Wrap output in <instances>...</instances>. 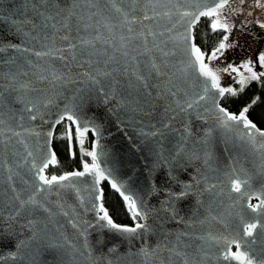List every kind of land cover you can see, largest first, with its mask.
<instances>
[{"label": "water", "instance_id": "1", "mask_svg": "<svg viewBox=\"0 0 264 264\" xmlns=\"http://www.w3.org/2000/svg\"><path fill=\"white\" fill-rule=\"evenodd\" d=\"M206 2L0 0V264H241L224 259L238 251L264 261V211L249 207L264 200V137L255 133L253 143L242 124L223 126L217 103L239 112L222 104L227 93H206L190 66V45L204 52L194 31L205 17L185 39L192 17L182 14ZM205 63L216 71L206 54ZM66 112L90 129L84 137L105 170L98 183L91 172L39 179L53 154L56 162ZM54 163L43 175L84 171L49 175ZM236 179L248 181L239 193ZM104 182L145 218L115 221ZM101 205L115 224L146 227L117 231Z\"/></svg>", "mask_w": 264, "mask_h": 264}, {"label": "snow or ice", "instance_id": "2", "mask_svg": "<svg viewBox=\"0 0 264 264\" xmlns=\"http://www.w3.org/2000/svg\"><path fill=\"white\" fill-rule=\"evenodd\" d=\"M245 0H240L241 4H244ZM230 3V0H207L206 3L203 5H197L198 11L196 13L191 12H184L182 14L183 17H192L190 22L188 23L187 31L189 33L188 36L184 37L185 39H190L191 36V28L195 23L201 18V17H216L212 20L211 27L213 30H216L218 28H222L225 30H231L232 25L227 23V16L223 15V9H225ZM113 4L115 6V0H113ZM260 7H264V5H260ZM202 9V10H201ZM116 11H121L120 8H116ZM233 14H238L236 9H231ZM242 11V9H241ZM144 19H149V17L145 16ZM262 28H264V24L260 25ZM131 31V29H129ZM228 40V36L225 35L223 38V41H221L218 45V47L214 48L211 52V55L208 56V60L212 61L218 58V54H222V50L226 47H230V45L226 44L224 41ZM189 57L190 59V66L196 67L197 71L201 76L205 78V89L204 91L207 93L210 88L216 89L217 95L224 96L225 93H229L231 95H237V90L231 87L223 88L220 86L219 83V76L216 71H213L208 64L205 63V53L201 51L199 47H197L195 44H191L188 49ZM37 55H40L37 53ZM258 62L261 66H264V53H261L258 57ZM241 67L245 68L247 72L249 73L248 76H245L243 73L239 72V68L233 67L232 65H228V67L224 68V72H234L239 75V80L237 81L240 85L239 91H243L245 85L251 81L260 80L261 77H264V72H256L253 70V65L251 61L245 62L241 65ZM206 97H201V99H205ZM256 101L253 100V104ZM192 105L189 104L188 107H191ZM219 117L221 123L225 127H229L232 122H235L236 124H242L243 128L247 130L246 134L248 135L249 139L255 143L256 135L255 133H258L259 136L264 137V132H260L258 129H256V125L253 124L247 117V113L249 111V108L251 105H248L244 107L239 114H233L228 112L225 108L220 107L217 103L216 105ZM65 116H67V119L72 121L76 125V136L79 139V143L81 145V149L83 150V144L84 139L83 137L87 132H89V128L86 126H82L81 121L76 119L72 114L65 113ZM35 117H33L34 119ZM64 119V116L61 117V120ZM59 123V121H57ZM94 130V129H93ZM261 147H264V145H261ZM84 154L87 156H90L92 158V164H88L85 162L83 164L84 171H77L68 173L62 176H52L51 178L46 177L43 175L44 169L49 166L50 163L55 162V156L53 154L52 159L45 161L43 166L39 169V179L43 181V183L51 185L53 183H59L63 182L65 180H68L70 177H83L86 173H94L96 177V182L98 183L99 180L105 179V170L101 169L99 164L96 163L97 160V153L95 150L92 151H84ZM248 181H240L239 179L232 181V190L235 192H241V186L242 184H247ZM112 187L117 189V191H120V186H118L115 181L112 182ZM120 194L123 196L124 200L127 202L128 210L131 212L133 219H136L137 217H140L141 219L145 218V214L139 210V206L137 205L136 200H134L131 196L124 195V193L121 191ZM183 194V193H182ZM35 202V201H33ZM249 207L252 208L253 211H264V200L260 201L259 205H249ZM101 211L104 213L101 219L106 220L107 224L117 231L126 232V233H134L139 228H145L146 225L143 224H136L135 227H124L118 224L113 223L112 219L109 217L108 212L103 208V205L100 206ZM257 228V223H249L244 226V235L246 236H252L253 230ZM216 239V238H213ZM228 243L234 244L237 249H239L240 245L237 241L232 240ZM225 260H231L235 259L237 261H240L241 264H254L253 259L245 252L238 251L237 253H225L224 255ZM261 264H264V261L261 262Z\"/></svg>", "mask_w": 264, "mask_h": 264}, {"label": "trees", "instance_id": "3", "mask_svg": "<svg viewBox=\"0 0 264 264\" xmlns=\"http://www.w3.org/2000/svg\"><path fill=\"white\" fill-rule=\"evenodd\" d=\"M196 42L204 51L214 48L218 44V37L211 27L210 18H203L195 26ZM237 95L227 93L222 99V104L234 112L241 111L244 107L251 105L248 111L250 118L260 127H264V77L260 80L247 83L243 91H237ZM253 100L256 102L253 104ZM71 124L68 120L60 123L55 131L53 146L57 152L56 162L48 168L47 172L51 174H62L67 171L79 169L85 162H90L89 156L84 154L80 145L76 141V133L73 126L66 130V124ZM91 135L87 138L90 145ZM104 195L103 202L105 208L115 221L120 223H134L131 212L128 210L127 202L119 194L109 187L107 182L103 183Z\"/></svg>", "mask_w": 264, "mask_h": 264}, {"label": "rangeland", "instance_id": "4", "mask_svg": "<svg viewBox=\"0 0 264 264\" xmlns=\"http://www.w3.org/2000/svg\"><path fill=\"white\" fill-rule=\"evenodd\" d=\"M230 47H226L222 50V54H218V58L212 61L208 60V56L211 55V52L214 48L218 47L217 44L214 48L207 50V62L219 73L222 78V82L228 87L234 88L237 91L240 89V85L237 82L239 80V75L234 72H224L223 69L232 65L233 67L239 68V72L243 73L245 76H248L249 73L243 67L242 64L245 62L251 61L253 70L256 72H264V66H261L258 62V50L257 42L253 37H246V35L239 36L234 43H226ZM264 50V49H263ZM262 53V52H261ZM260 53V54H261ZM71 128V124H66V130ZM84 139V138H83ZM87 139H84L83 150L90 151V145L86 144ZM76 141L79 143V139L76 136ZM81 148V145H80ZM82 150V149H81Z\"/></svg>", "mask_w": 264, "mask_h": 264}, {"label": "flooded vegetation", "instance_id": "5", "mask_svg": "<svg viewBox=\"0 0 264 264\" xmlns=\"http://www.w3.org/2000/svg\"><path fill=\"white\" fill-rule=\"evenodd\" d=\"M260 5H264V0H257L256 6L252 10H248L241 7L240 0H231L229 5L223 9V15L227 16V23L232 27L230 31L222 28L214 30L218 37V44L223 41L225 35L228 36L225 43H234L239 36L246 35V37H253L257 42V55L259 56L261 52L264 53V28L260 26L264 24V7H260ZM231 9H236L238 14H233ZM209 18L212 24V20L216 17ZM204 52L207 53V51Z\"/></svg>", "mask_w": 264, "mask_h": 264}]
</instances>
